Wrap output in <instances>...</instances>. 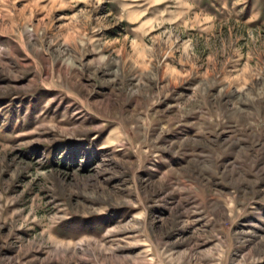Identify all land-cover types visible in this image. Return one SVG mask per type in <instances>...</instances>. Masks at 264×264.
Wrapping results in <instances>:
<instances>
[{"label":"rangeland","instance_id":"374dc122","mask_svg":"<svg viewBox=\"0 0 264 264\" xmlns=\"http://www.w3.org/2000/svg\"><path fill=\"white\" fill-rule=\"evenodd\" d=\"M0 264H264V0H0Z\"/></svg>","mask_w":264,"mask_h":264}]
</instances>
